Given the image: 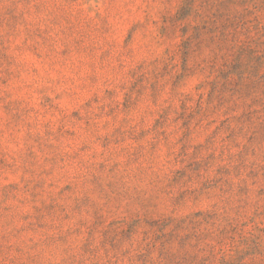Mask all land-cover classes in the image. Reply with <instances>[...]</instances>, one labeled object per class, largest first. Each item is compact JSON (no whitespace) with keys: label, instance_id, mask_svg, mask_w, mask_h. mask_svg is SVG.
I'll return each instance as SVG.
<instances>
[{"label":"rangeland","instance_id":"obj_1","mask_svg":"<svg viewBox=\"0 0 264 264\" xmlns=\"http://www.w3.org/2000/svg\"><path fill=\"white\" fill-rule=\"evenodd\" d=\"M0 264H264V0H0Z\"/></svg>","mask_w":264,"mask_h":264}]
</instances>
